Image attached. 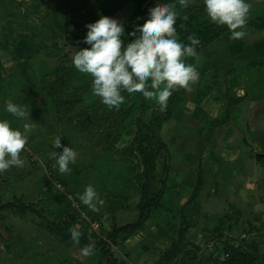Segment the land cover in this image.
<instances>
[{
  "label": "rangeland",
  "instance_id": "1",
  "mask_svg": "<svg viewBox=\"0 0 264 264\" xmlns=\"http://www.w3.org/2000/svg\"><path fill=\"white\" fill-rule=\"evenodd\" d=\"M247 2L252 5L248 20L255 21L264 15V0H247ZM101 6L108 8L109 13V8L113 5L110 4L108 7L103 1ZM130 10V5H125L122 11L115 12L113 17L123 25V19ZM15 23L17 29L7 32L12 35L17 31L20 35L13 40L8 38L9 35L7 38L9 42L21 43L14 49L16 51H8L12 55L10 60H0V119H8L14 128L21 131H23L24 123L34 122L36 126L34 131L27 134L28 143L20 154L21 159L24 160V166L12 167L0 173V205L4 206L7 203L16 205L19 201L15 200H20L25 204L33 205L43 217L33 214L22 217L16 212L15 207L0 209V264H108L105 258L96 254L82 255L83 247L72 241L67 229L64 230L60 224H55L62 211H69L70 208L69 213L62 216V219L69 222L67 217L75 209L73 204L77 203L79 209L82 204L86 207L85 211L90 213V221L92 224L97 223V227L94 229L92 224L85 220H77L72 225L78 226L81 232L79 243L84 238H88L92 242L86 245L92 244L95 248L97 239L95 235L104 237L116 222L124 225L136 222L138 219L139 213L133 205L140 197L139 187L142 175L138 154L132 144L133 117L138 107H135V113L129 116L126 114L130 101L136 100V105L140 103L134 96L137 93L132 95L123 93L125 99H129L128 103L125 100V103L121 105L122 114H126L124 120L121 112L111 117L117 120L122 119V124L128 122L123 130L120 127L113 128L112 123L117 122L109 123V119L104 118L102 114V108L93 107L94 100L75 103L74 110H66L68 106H64L62 101L67 99L68 94H73L70 92L71 87L61 94L49 95L47 81L54 80L61 74L58 69L62 66V51L67 50L72 57L75 53L73 48L79 50L85 48L86 44L73 40L65 42V32L60 33L59 36L52 33L50 46L45 37L39 40L37 38L33 42L30 37L36 34L34 28L24 26L18 21ZM19 24L22 26L20 29ZM250 25L248 26L252 27ZM7 27L8 24H1L0 31H4ZM59 27L62 28L61 25ZM123 27L127 28L125 24ZM21 35L25 40L20 39ZM44 35L49 37L47 31ZM219 37H222V34ZM3 40L1 36L0 49ZM236 44L228 46V54H230L229 51H234ZM216 45L218 44L214 39L209 44V49L202 51L210 55L214 52L213 47H217ZM34 52L37 53L38 58L28 60L29 55ZM206 54L198 52L196 57L187 58L186 62L195 65L199 70L201 68L198 62L204 59ZM76 72V76L92 82L90 75L81 74L77 70ZM202 76L197 82L198 85L204 84L203 80L206 85L212 81L210 76L204 79ZM59 96L63 98L62 101H59ZM8 99L17 104L29 106L30 118L19 120L7 113L5 101ZM82 112L92 114V118L96 120L95 125L88 126L85 123L82 128L79 117ZM160 114L155 101L146 99L143 120L148 122ZM103 118L106 120L103 121ZM164 122L157 130L169 154L167 159L169 170L161 200L165 209L156 208L150 212L149 217L145 218L133 232L136 237L125 238L129 240L127 242L135 241L131 248H129L130 244L126 249L122 246L125 243H121L122 237H119L117 242L108 241L111 259L117 264L123 262L154 264L156 255L171 244V232L177 229L178 223L182 220L179 212L181 207H185L183 213L187 218L195 219L196 222V225L187 230V238L208 249H214V247L210 248L213 240H216L213 229L220 217L225 214L229 215L230 219L227 218L220 223L223 238L230 232L235 235L240 234L247 228L248 222L264 223V162L253 154L249 158H244L242 152L236 166L223 165L222 172H219L216 165L211 164L217 154L212 151L208 152L204 163L201 156L198 157L196 166L189 167L191 161L192 164L196 162L195 150L200 147V142L188 141L187 146L182 140H178L179 143L176 142L182 135L174 133L172 121ZM203 131L199 128L198 135ZM190 133L192 134V131ZM57 136L61 137L63 146L71 147L78 154L76 162L69 165L70 174L59 173L56 161L49 157L52 151L62 152V148L53 146ZM204 138L202 142H205L207 136ZM254 147L252 145V148ZM255 151H258V147H255ZM198 182H200V188L196 194L194 189ZM88 185L93 186L99 195L96 210L90 209L78 198V194H82ZM158 185L157 181L153 187ZM143 243L145 245H142ZM213 253L216 256L221 255L219 249ZM144 255L146 257L143 260Z\"/></svg>",
  "mask_w": 264,
  "mask_h": 264
},
{
  "label": "crops",
  "instance_id": "2",
  "mask_svg": "<svg viewBox=\"0 0 264 264\" xmlns=\"http://www.w3.org/2000/svg\"><path fill=\"white\" fill-rule=\"evenodd\" d=\"M103 1L106 6H110L109 0ZM103 1L22 0L8 1L9 3L6 0L0 1V25L8 24L4 31H0V37L4 39L0 49V60H10L12 55L8 51L14 50L21 43L9 42V39L13 40L20 35L17 31L12 35L7 32L17 29V25H14L16 21L34 28L36 34L29 36L33 42L37 38L39 40L45 37L50 46L52 33L59 36L60 33L65 32L64 38L67 39L65 42L73 40L72 36L79 35L81 40L77 41L83 43L88 31L86 25L96 22L102 15L114 18L111 11L108 13V8L101 6ZM20 25L19 29L22 27ZM60 25L62 28L59 27ZM46 31L49 37L44 35ZM245 31L246 36L243 39L231 40L227 29L222 33V37L215 39L218 45L213 47L216 49H213V53L209 55L201 50L206 56H204L205 60L202 58L198 62L201 69L197 70L200 76L203 75V79L210 76L212 81L208 85L211 87L206 90L207 85L203 80L204 84L192 85L191 92L180 89L170 115L162 120V124L165 120L172 121L174 133L182 135L176 142L182 140L185 145L188 141L200 142V147L194 150L196 154L202 153V155L195 154L196 162L192 164L191 161L189 167L196 166L197 159L201 156L204 163L208 152L215 151L217 154L211 164H215L216 169L222 172L223 165L236 166L242 152L244 158H249L251 154L256 157L257 153L264 152V62H261L264 61V28L246 25ZM21 37L20 39L25 40L22 35ZM235 43L237 44L234 51H229L228 54V46ZM73 50L77 49L73 48ZM62 53L69 52L64 50ZM37 56L34 52L29 55L28 60L37 59ZM40 57L43 58L41 55ZM199 128L204 130L200 135H198ZM191 131L195 136L190 133ZM204 136H207V139L202 142ZM252 145L258 147V151H255ZM115 224L120 225L118 222ZM129 236L136 237V234L132 233ZM127 241L129 240H121V243H127L122 245L125 249L128 248V244H130L129 248L135 244V241L134 243ZM88 242L92 241L84 238L79 244L84 247ZM145 257L142 256V259L144 260Z\"/></svg>",
  "mask_w": 264,
  "mask_h": 264
},
{
  "label": "clouds",
  "instance_id": "3",
  "mask_svg": "<svg viewBox=\"0 0 264 264\" xmlns=\"http://www.w3.org/2000/svg\"><path fill=\"white\" fill-rule=\"evenodd\" d=\"M207 17L218 26H226L231 40L246 36V25L252 5L247 0H203ZM191 0H176L175 3H157L149 10L148 19L130 33L135 37L126 46L121 37L124 27L116 19L101 16L96 22L86 25L88 31L84 43L90 47L79 49L72 56V66L81 73L92 77L91 92L99 97L109 110H119L125 103L124 92L129 95L142 93L145 99L155 101L161 113L166 112L173 92L184 89L192 91L200 79L195 65L187 63V58L196 57V46L200 40L195 34L188 36L190 43L184 44L178 38L176 23L177 4L182 9L189 7ZM187 21L189 17H179ZM185 28V24L180 25ZM139 33V36L136 33ZM5 110L19 120L30 118V107L5 101ZM36 124L24 123L23 131L14 128L8 119H0V173L12 167H23L21 152L28 143V133L34 131ZM55 148L50 159L56 161L59 173L70 174V164L77 159V152L61 144L57 136ZM80 201L96 210L99 195L91 185L78 194ZM72 241L79 244L81 232L78 226L69 229ZM94 245L81 249V254L91 256Z\"/></svg>",
  "mask_w": 264,
  "mask_h": 264
},
{
  "label": "trees",
  "instance_id": "4",
  "mask_svg": "<svg viewBox=\"0 0 264 264\" xmlns=\"http://www.w3.org/2000/svg\"><path fill=\"white\" fill-rule=\"evenodd\" d=\"M109 1L110 4L113 5L112 8L109 9L112 12V15L115 14V12L122 11L125 5H130L131 7L129 14H126L123 19V25L125 24L127 28L124 29V35L121 37V39L124 41L125 46L130 43L133 39H135V37L131 36L130 33H132L137 26L143 25L145 20L148 19L149 10L151 8L155 7L157 3L176 2V0ZM177 12L178 19L176 23V29L178 33V38L182 43L188 44L190 43L187 39L188 36L191 34H195L196 37L200 40V43L196 46L197 54L198 52H201V50L209 49V44L211 43V41L217 39L224 31L228 29L226 26H218L214 24L207 17L203 0H194V2H192L191 0L189 7H187L186 9L180 8V6L177 4ZM184 15H187L189 17L187 21H184L179 18ZM181 24H185L186 27L181 28ZM250 24L255 28H264V15H262L258 18V20L255 21L248 20L247 25ZM136 35L139 36V33L137 32ZM72 39L75 41L81 40L79 35L72 36ZM76 51H78V49ZM70 54L71 53H63L61 57L62 66H60L58 69L60 70L61 74L59 76H56L54 80L47 81L49 82V95L52 93L61 94L67 88L71 87L70 92H72L73 94H68L66 100H63V98L60 96L58 97L59 101L63 100L62 104L64 106H68L66 110H74L73 104L75 103H82L83 101L94 100L95 105L93 104V107L95 109L102 108V114L104 118L109 119V123L117 122L112 123L113 128L118 129L120 127L123 130L126 124L128 125V122L126 124H122L124 118L126 117L125 115L127 114L129 116L135 113V107H138L137 113L133 117V125L131 124L134 127V132L132 135V144L134 145L135 151L138 154L142 175V182L139 187L140 197L138 201L133 205L136 211H138L139 213L138 219L136 220V222L120 226L114 224V226H112L106 232L104 237H101L100 235H95L97 239L93 254L105 258L108 264H117L113 259H111L112 257L110 253V243L117 242V239L119 237L125 239L127 236L135 232L141 222L145 218L149 217L150 212H152L156 208L165 209V207L161 203V200L164 195V187L167 179V173L169 170L167 163L169 154L166 145L159 136L157 128H159L162 124L163 118L168 117L170 115V110L177 101L180 90L173 92V95L168 101L167 111L154 117L148 122L143 120V112L146 107V99L144 98L142 93H137L136 95H134L140 103L136 105V100L130 101L129 107L126 108V114L124 113L123 115L121 106L119 110H109L108 107L102 103L101 99H98V97H95L92 94L91 81H85L81 77L76 76L77 72L75 67L72 66V57L70 56ZM210 87L211 86L207 84L206 90H208ZM125 100L127 103L129 102V99L126 98ZM231 101L233 102V100ZM120 112L121 115L124 116L122 117L123 120L111 118L115 114H120ZM92 116V114L87 112H82L79 115V117L81 118L80 122L82 128L83 126H85V123L88 124V126L95 125L94 123L96 122V120L92 118ZM104 118L103 121L106 120ZM128 121L130 122V118H128ZM200 179L201 178L199 175L198 180L200 181ZM157 181L159 182V185L157 187H153V184ZM199 188L200 182H198L194 191H198ZM15 201H19V203H17L16 205H13V203H7V205L4 206L0 205V209H9L11 207H15L16 212H18L22 217L28 214H33L37 217L42 216V213L35 207H33V205L25 204L23 203V201L20 200ZM85 208L86 207L81 204V211H84L90 216V213L86 212ZM184 209L185 207H181L179 211L182 220L178 223L177 229L171 232L172 236L170 246L156 255L154 264H264V229L262 228V223L261 226L256 227L254 226L252 221L248 222L247 228L241 231L248 233L247 237H245L244 239L239 238L240 234L235 235L231 232L228 233L225 238H223L224 235L223 233H221L220 223L222 221H225V219L227 220V218L230 219V216L225 214L220 217L213 229V232L215 233L214 238L216 240H213L210 248L214 247V249H208V247H201L200 245H197L196 243L190 241L187 238V230L193 225H196V222L195 219L187 218L185 213H183ZM69 211H62L59 218H57L58 222H55V225L60 224L64 230L67 229L68 231L71 227H73L72 224L75 223L77 220L82 221V219H78V213L75 209L67 217L69 222L66 219H62V216L66 213L68 214ZM47 226L51 228L50 225ZM108 241H110V243ZM236 241L238 242L236 243ZM142 245L145 244L143 243ZM216 249L220 250V256H216L215 253H213ZM121 264L126 263L123 262Z\"/></svg>",
  "mask_w": 264,
  "mask_h": 264
},
{
  "label": "built area",
  "instance_id": "5",
  "mask_svg": "<svg viewBox=\"0 0 264 264\" xmlns=\"http://www.w3.org/2000/svg\"><path fill=\"white\" fill-rule=\"evenodd\" d=\"M73 203H76V202H73ZM73 205H74L75 210H77V213H78V219H82V220L88 221L89 223L92 224V222L90 221V216H89L88 214H86L84 211H81V209H79L77 203H76V204H73ZM253 224H254V226H256V227L261 226L260 223H256V222L253 223ZM92 227L95 229V228L97 227V223L92 224ZM262 228L264 229V223H262ZM247 234H248V233H246V232H241L239 238H240V239H244L245 237H247ZM237 242H238V241H236V243H237ZM263 248H264V247H263ZM263 250H264V249H263Z\"/></svg>",
  "mask_w": 264,
  "mask_h": 264
},
{
  "label": "water",
  "instance_id": "6",
  "mask_svg": "<svg viewBox=\"0 0 264 264\" xmlns=\"http://www.w3.org/2000/svg\"><path fill=\"white\" fill-rule=\"evenodd\" d=\"M258 159H260L262 162H264V152L257 153L256 156Z\"/></svg>",
  "mask_w": 264,
  "mask_h": 264
}]
</instances>
